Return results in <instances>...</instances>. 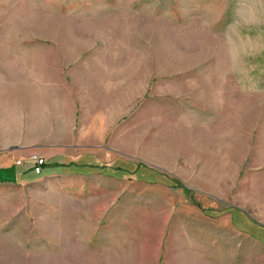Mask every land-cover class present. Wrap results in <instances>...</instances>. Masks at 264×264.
I'll use <instances>...</instances> for the list:
<instances>
[{
  "label": "rangeland",
  "instance_id": "374dc122",
  "mask_svg": "<svg viewBox=\"0 0 264 264\" xmlns=\"http://www.w3.org/2000/svg\"><path fill=\"white\" fill-rule=\"evenodd\" d=\"M2 101L0 264H264V0H0Z\"/></svg>",
  "mask_w": 264,
  "mask_h": 264
},
{
  "label": "crops",
  "instance_id": "0c3cea01",
  "mask_svg": "<svg viewBox=\"0 0 264 264\" xmlns=\"http://www.w3.org/2000/svg\"><path fill=\"white\" fill-rule=\"evenodd\" d=\"M37 101H38V99L35 100L32 103V105H35V103H36V105H37V103H38V105L42 104L41 99H40L41 103H39ZM4 103L5 102H3V101L0 102V109H4V107H3ZM54 103H55V108L60 107L59 104H57L56 102H54ZM18 106L16 105L15 108L18 107ZM52 108H54V106H52ZM32 109H34V116L37 118V122H38L39 126L40 125H44V119L42 117V113L47 112V111H44V112L40 111V110L38 111L36 108H34V106H33ZM47 110L49 111L50 109L48 108ZM4 111L5 110H2V115L1 116L4 117L5 121L10 120L11 124L12 123H14V124L18 123V122H16V120H20V118L17 116L18 115L17 113H19V112H17L14 108L11 109V110L7 109L8 112L7 111L4 112ZM35 113H38L39 115L36 116ZM41 119H43V121L40 122L39 120H41ZM43 127H45V126H42V128ZM42 128H41V130H42ZM46 128H48V126ZM38 131H39V129H38ZM47 136H49V137L47 138L46 141L50 140L51 144L49 145L50 147L46 146V148H45L46 149L45 151H47L48 154L46 152L41 153L44 156L47 155V156H45L46 157V164L42 167V171L50 174L51 172H55L58 169H62V166H60V164H69V163H71L73 161V159H74V155L72 153H70V152H63V150L68 147L67 141L70 142L69 136H66V135H59L58 136V134L55 131L51 132V130H50L49 133H47ZM28 148L29 147H26V146H16V145L15 146H9L8 155L2 157L3 160H6V165H2L3 169H0V172H2V174L3 173L7 174V170H5V169L8 166H11V167L14 166V164L12 162H10V164H8L9 161L13 160L15 155L18 154V153L29 152ZM0 150H1V148H0ZM52 151H54V153L50 154V152L52 153ZM0 167H1V165H0ZM68 170H69V168H66V171H68ZM20 176H24V175H22V173H20V172L19 173H15V178L20 177Z\"/></svg>",
  "mask_w": 264,
  "mask_h": 264
},
{
  "label": "built area",
  "instance_id": "2783aa9c",
  "mask_svg": "<svg viewBox=\"0 0 264 264\" xmlns=\"http://www.w3.org/2000/svg\"><path fill=\"white\" fill-rule=\"evenodd\" d=\"M32 170L35 171L36 174H39L42 171V166L46 163V160L39 155H32L30 160ZM17 164H22L21 161H17Z\"/></svg>",
  "mask_w": 264,
  "mask_h": 264
},
{
  "label": "trees",
  "instance_id": "16d2710c",
  "mask_svg": "<svg viewBox=\"0 0 264 264\" xmlns=\"http://www.w3.org/2000/svg\"><path fill=\"white\" fill-rule=\"evenodd\" d=\"M45 164H46V163H45ZM45 164H44V165H45ZM44 165H43V166H44ZM43 166H42V167H43ZM115 174H117V173H115ZM115 174L113 173V175H115ZM237 219H238V218H237ZM235 221H236L235 224H237V220H235ZM259 236H260V235H259Z\"/></svg>",
  "mask_w": 264,
  "mask_h": 264
}]
</instances>
